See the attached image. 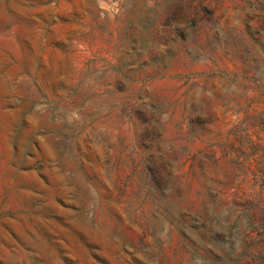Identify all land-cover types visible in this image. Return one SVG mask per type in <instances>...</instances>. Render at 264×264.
Listing matches in <instances>:
<instances>
[{
  "label": "rangeland",
  "instance_id": "374dc122",
  "mask_svg": "<svg viewBox=\"0 0 264 264\" xmlns=\"http://www.w3.org/2000/svg\"><path fill=\"white\" fill-rule=\"evenodd\" d=\"M0 264H264V0H0Z\"/></svg>",
  "mask_w": 264,
  "mask_h": 264
}]
</instances>
